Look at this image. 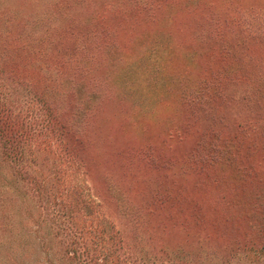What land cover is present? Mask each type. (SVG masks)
Here are the masks:
<instances>
[{"label": "rangeland", "instance_id": "1", "mask_svg": "<svg viewBox=\"0 0 264 264\" xmlns=\"http://www.w3.org/2000/svg\"><path fill=\"white\" fill-rule=\"evenodd\" d=\"M139 1L152 9L0 0V28L42 15L52 28L48 67L70 90L63 106L79 117L75 154L101 210L117 216L128 200L144 211V227L172 240L201 237L217 251L245 243L264 210V77L256 73L264 70V0ZM196 84L211 87L201 110L189 102ZM18 94L13 104L24 110L29 96ZM59 155L58 147L46 162L20 164L0 156V264H62Z\"/></svg>", "mask_w": 264, "mask_h": 264}, {"label": "trees", "instance_id": "2", "mask_svg": "<svg viewBox=\"0 0 264 264\" xmlns=\"http://www.w3.org/2000/svg\"><path fill=\"white\" fill-rule=\"evenodd\" d=\"M128 1L140 9H152L139 0ZM210 8H215L214 3ZM233 8L227 5L226 13L231 15ZM105 12L107 8L99 12L101 19ZM2 13L0 5V15ZM42 16L22 18L13 29L0 28V156L17 164L25 157L29 158V163H34L37 156L46 162V157L54 155L59 147L64 239L59 260L62 264H201L206 260L215 264H264V210L254 228L255 237L245 243L231 244L229 250L217 251L206 245L205 238L198 237L194 242L176 241L166 235L165 229L144 227V211L128 200H120L126 206L119 205L124 209L118 210L114 217L92 201L86 163L75 154L76 146L81 145V134L76 128L79 117L63 106L70 90L61 86L57 71L48 67L51 57L48 49L55 40L48 39L47 30L52 28L43 26ZM209 18H214V14ZM218 29H215L216 35L220 33ZM66 30L64 32L72 35L70 26ZM58 44L56 42V46ZM71 49L74 52L80 45L75 42ZM10 64L19 71L8 67ZM52 72L55 75H50ZM256 73L258 80L264 77V70ZM212 87L217 88V85ZM207 90L211 92V87L200 84L190 89L189 102L194 108L206 103L203 96ZM22 91L28 94L29 101L24 110L17 111L13 100ZM243 100L246 99L243 97ZM260 117L263 121L264 117ZM122 233H125L123 239Z\"/></svg>", "mask_w": 264, "mask_h": 264}]
</instances>
